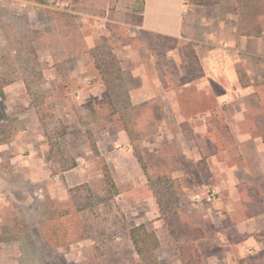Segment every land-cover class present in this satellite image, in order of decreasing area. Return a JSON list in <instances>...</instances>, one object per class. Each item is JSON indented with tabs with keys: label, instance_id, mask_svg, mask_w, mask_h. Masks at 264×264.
<instances>
[{
	"label": "rangeland",
	"instance_id": "1",
	"mask_svg": "<svg viewBox=\"0 0 264 264\" xmlns=\"http://www.w3.org/2000/svg\"><path fill=\"white\" fill-rule=\"evenodd\" d=\"M129 8V0H0V229L19 235L0 243V264H142L128 236L138 224L156 234L157 264H181L134 147L149 175L174 180L181 215L201 229L211 216L225 220L227 204L232 220L243 218L235 198L247 188L264 193L263 177L232 184L231 193L225 183L233 175L215 157L196 165L206 114L218 106L230 117L241 101L254 120V96L236 99L228 84L235 100L218 104L221 84L201 81V57L214 45L201 36H139ZM198 9L210 32L220 19L237 24L227 0ZM135 90L148 100L133 104ZM119 114H128L132 144ZM102 160L118 190L104 203ZM213 187L214 205L205 200ZM48 199L70 208L66 220L82 240L63 248L43 242Z\"/></svg>",
	"mask_w": 264,
	"mask_h": 264
},
{
	"label": "crops",
	"instance_id": "2",
	"mask_svg": "<svg viewBox=\"0 0 264 264\" xmlns=\"http://www.w3.org/2000/svg\"><path fill=\"white\" fill-rule=\"evenodd\" d=\"M129 6L126 12L139 16V24L135 26L139 36L154 38L201 36L204 38L202 43L214 45L213 48H208L201 57V66L204 69L201 81L205 84H221V93L216 96L218 104L224 105L235 100L229 92V86H231L236 99L253 95L255 102L259 105L253 85L264 80V29L259 37L241 36L236 33L235 23L227 24L226 21L220 19L216 30L210 32L206 28L210 24L209 20L202 16L199 19L198 8L203 6H195L184 0H141L139 2L129 0ZM229 14L234 17L232 13L229 12ZM211 22L213 24L214 21ZM238 65L242 66L251 83L250 86L241 87L236 73ZM222 82H225L226 86ZM142 83L144 85V81ZM138 92L135 90L130 95L133 104L148 100ZM248 109L249 107L240 101L234 114L232 113L229 117L224 113L239 143L243 160L239 166H226L233 175L225 183L231 193L232 184L264 178V146L260 137H253L249 132ZM206 116L209 117V113ZM206 121L201 132H206ZM2 146L0 145V150L3 149ZM251 158L253 162H259L261 171L249 168ZM236 187L235 185L234 189ZM213 188L218 193L220 192L219 187ZM257 188L259 189V186ZM261 194L264 195L262 192ZM242 195L244 191L235 200L241 203ZM0 199H4L1 194ZM226 208L229 213L225 216V220L211 216L210 220L203 222L204 237L200 241L202 246L198 247L203 264H264V214L250 219L243 217L234 221L230 213L235 210L234 206L227 204ZM1 222L0 219V226ZM251 243L255 244L256 249L247 247Z\"/></svg>",
	"mask_w": 264,
	"mask_h": 264
},
{
	"label": "trees",
	"instance_id": "3",
	"mask_svg": "<svg viewBox=\"0 0 264 264\" xmlns=\"http://www.w3.org/2000/svg\"><path fill=\"white\" fill-rule=\"evenodd\" d=\"M184 1L195 6H211L217 4L219 0ZM227 1L230 13L236 16L238 20L235 25L237 35L259 37L264 29V0ZM236 73L241 87L251 85L241 65L237 66ZM113 74L118 77L120 70L115 68ZM253 86L260 105V111L254 120L247 116V123L250 125V134L253 137H260L264 146V80ZM1 88L2 85H0V91ZM135 109L134 106L130 105L131 111ZM95 110L93 107V113H96ZM223 110L222 107L218 106L210 110L206 121V134L203 137V143L196 144L200 155L196 165L201 169L206 167V160L211 156L225 163L227 167L239 166L243 162L239 143ZM119 115L122 131L125 132L132 144L137 138L127 126L125 116H128V114ZM87 132L89 131L87 130ZM92 150L95 154L98 153L94 145ZM134 152L137 162L147 179L148 188L159 211L162 226L175 246L180 263L203 264L197 242L204 237V231L181 215L178 199L175 196L174 180L167 176L153 177L149 175L137 147H134ZM101 171L105 189L104 196L100 198V201L104 203L115 197L118 190L110 169L103 160L101 161ZM76 190H78V187H76ZM240 201L243 205L242 213L245 219L264 214V195L256 186L247 188ZM71 213L70 208L63 207L60 203L49 199L46 201L43 217L40 221L42 240L46 245L52 248H63L83 239V235L78 234L76 228L70 226L66 220ZM15 230V228L1 227L0 243L17 240L19 235H17L18 233L14 235ZM128 236L140 263L157 264L156 250L159 247V241L153 230L148 229L145 224H138L128 229Z\"/></svg>",
	"mask_w": 264,
	"mask_h": 264
},
{
	"label": "built area",
	"instance_id": "4",
	"mask_svg": "<svg viewBox=\"0 0 264 264\" xmlns=\"http://www.w3.org/2000/svg\"><path fill=\"white\" fill-rule=\"evenodd\" d=\"M205 200L209 204H218L220 201L219 193L214 188H212L205 195Z\"/></svg>",
	"mask_w": 264,
	"mask_h": 264
}]
</instances>
